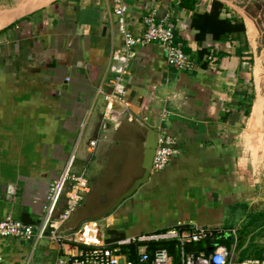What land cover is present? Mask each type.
<instances>
[{"label":"crops","instance_id":"1","mask_svg":"<svg viewBox=\"0 0 264 264\" xmlns=\"http://www.w3.org/2000/svg\"><path fill=\"white\" fill-rule=\"evenodd\" d=\"M196 1L185 9L183 0H124L122 19L114 0H0V220L39 225L71 158L72 173L84 174L90 191L66 228L99 215L114 200L100 192L123 189L131 178L127 188L140 175L148 126L174 138L179 154L100 221L102 233L119 239L193 223L227 239L220 245L236 244L234 260L264 261V183L251 182L249 160L240 157L246 134L260 128L264 136V104L251 88L257 28L235 0ZM214 1L223 5L221 19L243 21L245 46L210 35L199 45L180 35ZM149 13L172 26L196 69L168 66L156 42L137 47L123 101L105 120L104 96L121 69L112 54L122 51L124 29L144 31ZM201 49L215 50L214 65L199 61ZM125 167L137 169L125 176ZM75 252L49 239L0 240L2 264H55Z\"/></svg>","mask_w":264,"mask_h":264},{"label":"built area","instance_id":"2","mask_svg":"<svg viewBox=\"0 0 264 264\" xmlns=\"http://www.w3.org/2000/svg\"><path fill=\"white\" fill-rule=\"evenodd\" d=\"M124 0H114L115 15L124 18ZM144 31L134 34L128 29L122 33V51L112 54V61L121 64L111 81V91L104 96L103 118L113 114L114 102L123 101L124 75L129 59L137 47L151 43L165 48L168 66L178 71H194L196 63L175 43L173 28L166 21L157 22L154 14L144 18ZM209 65L216 62L215 50L205 56ZM96 141L90 142L94 148ZM179 154L174 138L169 135L158 137V146L153 158L152 173L166 169L171 160ZM73 158L68 162L60 177L53 182L44 208V218L37 226L26 225L12 217L0 220V240L16 239L21 242L49 239L59 245L70 243L74 254H60L55 264H264L262 260H234L236 244L232 249L223 245H213L209 241L217 239L219 233L204 229L193 223H178L174 228L143 233L119 239L106 237L94 221L83 222L77 230L66 228L73 214L89 193V184L84 174L72 173ZM64 200V208L60 210ZM234 234V232H233ZM235 235V234H234ZM233 236V235H231ZM236 241V238H235ZM201 244L203 249L191 250ZM0 264L2 260L0 259Z\"/></svg>","mask_w":264,"mask_h":264},{"label":"rangeland","instance_id":"3","mask_svg":"<svg viewBox=\"0 0 264 264\" xmlns=\"http://www.w3.org/2000/svg\"><path fill=\"white\" fill-rule=\"evenodd\" d=\"M235 2L241 6H246V11H248V14L251 17V20L255 23L256 28H257V38H256L257 48L255 50V55H254V60H253L255 64L253 66V81H252L251 88L252 90L255 89L257 98L258 99L260 98L262 101V104H264V0H237V1L235 0ZM227 44L232 45L233 43L230 42ZM246 136L248 137L247 139L248 141L244 139L242 140V143L243 141H245V143L242 146H240L241 148L240 157L244 159L245 161L249 160V167L251 169V182L253 184L256 183L255 180H257L260 177L262 179L261 183H264V139H263L264 136L261 134L260 128L252 129L250 133L246 134ZM132 163H136V162L133 161ZM136 169L137 168H133V167L132 168L125 167V171H124L125 176L130 175L131 172L135 173ZM130 180L131 178L128 181L130 182ZM127 184L123 187V189L121 185L116 186V189L114 191L112 190V192L110 193H108V191L100 192V196H103V197L105 195L109 196V194L112 193L111 195L114 194V200H115L118 197V195L126 189ZM105 187L106 185L104 186V188ZM133 196L125 200L123 203L132 199ZM110 199L112 200V198ZM110 199L108 201L106 200L107 204L104 206V208L102 207L103 210L107 209V207L111 205L112 201ZM124 209L126 208H123V210ZM123 210H121V212ZM105 218L99 221H94V222H96V224H98L100 227V221H103ZM123 225H125L124 229L128 228V225L126 224V222L125 224L123 223ZM249 260H255V259H249Z\"/></svg>","mask_w":264,"mask_h":264},{"label":"trees","instance_id":"4","mask_svg":"<svg viewBox=\"0 0 264 264\" xmlns=\"http://www.w3.org/2000/svg\"><path fill=\"white\" fill-rule=\"evenodd\" d=\"M198 4L199 1L196 0H183L182 3L185 9H189L193 7V5ZM222 10L223 5L217 1H214L209 12H194L190 18L186 30L180 35L185 37L187 34H192L195 41L199 43V45L202 44L206 36L210 35L215 43L239 42L241 45L245 46L247 44L245 37L246 30L243 21L236 19H221L220 15ZM241 50L237 52L240 56L242 55ZM183 51L186 55H189L188 51ZM208 51L209 50L207 49H201L199 51V61H201V59H203L208 54ZM246 114L248 115V111ZM225 240L227 239L218 237L217 239H212L209 242L213 245H220L223 244ZM190 249L200 250L203 249V246L199 244L198 246H192Z\"/></svg>","mask_w":264,"mask_h":264},{"label":"water","instance_id":"5","mask_svg":"<svg viewBox=\"0 0 264 264\" xmlns=\"http://www.w3.org/2000/svg\"><path fill=\"white\" fill-rule=\"evenodd\" d=\"M145 128L147 130V136L144 141V151L140 165V171H141L140 175L131 181L128 187L118 195V197L111 203V205L107 207V209L103 210L99 215L93 218L82 221L74 228V230H77L83 222L99 221L105 218L106 216L110 215L125 200L132 197L139 190L141 186L148 183L150 176L152 174V163L158 146L159 132L156 128H151L148 126H145Z\"/></svg>","mask_w":264,"mask_h":264}]
</instances>
